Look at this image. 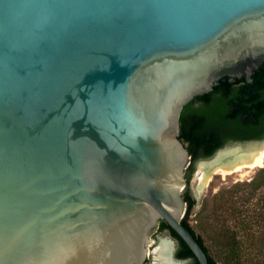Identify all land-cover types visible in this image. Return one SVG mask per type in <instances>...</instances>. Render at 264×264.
<instances>
[{
    "label": "water",
    "instance_id": "water-1",
    "mask_svg": "<svg viewBox=\"0 0 264 264\" xmlns=\"http://www.w3.org/2000/svg\"><path fill=\"white\" fill-rule=\"evenodd\" d=\"M262 63L264 0H0V264H209L180 117Z\"/></svg>",
    "mask_w": 264,
    "mask_h": 264
},
{
    "label": "trees",
    "instance_id": "trees-1",
    "mask_svg": "<svg viewBox=\"0 0 264 264\" xmlns=\"http://www.w3.org/2000/svg\"><path fill=\"white\" fill-rule=\"evenodd\" d=\"M264 64H262L263 66ZM257 74V85L246 78L231 81L229 76L207 94L196 96L183 109L180 117V139L190 155L201 151L210 155L226 141L264 137V85ZM197 101L202 105L195 106ZM189 202L182 222L191 230L209 257V264H264V166L258 167L250 180L237 181L214 194L213 207L205 199L200 210L216 224L214 244L221 254L214 255L203 233L188 222L196 201L187 193ZM161 229H169L178 240V258L193 257L186 242L169 224L161 220Z\"/></svg>",
    "mask_w": 264,
    "mask_h": 264
},
{
    "label": "rangeland",
    "instance_id": "rangeland-1",
    "mask_svg": "<svg viewBox=\"0 0 264 264\" xmlns=\"http://www.w3.org/2000/svg\"><path fill=\"white\" fill-rule=\"evenodd\" d=\"M200 104L201 103H197L198 106ZM230 141H226L222 146L229 143ZM215 154L212 153L210 155H203L201 151H197L195 155H191V159H190L191 162L188 165V168L185 170V178H187V184L184 189V192H187L191 196V198H194L196 201L190 214H188V222L194 229H196L198 233H203L204 238L206 239V243L211 248L212 254L218 255L219 253L221 254V250L219 247H217L214 244V236H216V233H215L216 224L212 221V219L208 215L200 214V210L203 205V202L206 199L208 201L209 209H211L214 203V199H213L214 194H216L219 190L225 187L226 188L230 187L237 181H246V180L248 181L252 179L259 166L255 168H251V169H245L242 172H230V173H227L226 175L215 172L212 174L202 194L198 196L197 189L199 187L200 176H201L198 165L203 160L211 159L212 157H214ZM188 206H189V202H187V208ZM186 213H187V210H186ZM186 213L184 216H186ZM166 230H167L168 235L172 239H174V241L176 242V250H177L178 240L171 234L169 229H166ZM186 264H197V263L193 257H189L187 258Z\"/></svg>",
    "mask_w": 264,
    "mask_h": 264
},
{
    "label": "bare ground",
    "instance_id": "bare-ground-1",
    "mask_svg": "<svg viewBox=\"0 0 264 264\" xmlns=\"http://www.w3.org/2000/svg\"><path fill=\"white\" fill-rule=\"evenodd\" d=\"M250 150H245L240 146H234L228 149H222L211 159L200 162L198 166L201 176L197 195L200 196L202 194L212 174L215 172L226 175L230 172H242L245 169L263 166L264 148ZM184 263L182 262V264Z\"/></svg>",
    "mask_w": 264,
    "mask_h": 264
},
{
    "label": "flooded vegetation",
    "instance_id": "flooded-vegetation-1",
    "mask_svg": "<svg viewBox=\"0 0 264 264\" xmlns=\"http://www.w3.org/2000/svg\"><path fill=\"white\" fill-rule=\"evenodd\" d=\"M262 64H264V63H262ZM262 64L257 68V69H255L254 70V72L251 74V79H248V78H246L245 76H242V77H236L235 79H233V78H231V81L232 82H235L237 79H242V78H246L248 81H250V82H252V84L254 85V86H256L257 84V78H256V76H257V74L259 75V74H262V76H261V82H262V84L264 85V65L262 66ZM262 90H264V88L262 89ZM197 103H201L200 105H202V101H198V102H196L194 105L195 106H198L197 105ZM199 105V106H200ZM178 247H179V244H178ZM177 250H178V248H177ZM177 250H176V252H177ZM176 252H175V256H176ZM150 257V256H149ZM177 257V256H176ZM181 259H185V262L187 263V258H181ZM151 259L149 258V261H150ZM152 262V261H151ZM150 262V263H151ZM186 263H184V264H186ZM196 263H197V261H196ZM147 264H148V262H147Z\"/></svg>",
    "mask_w": 264,
    "mask_h": 264
}]
</instances>
